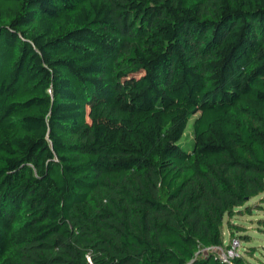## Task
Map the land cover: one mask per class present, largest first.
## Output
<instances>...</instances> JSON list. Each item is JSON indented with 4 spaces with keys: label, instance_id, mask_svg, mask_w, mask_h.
Listing matches in <instances>:
<instances>
[{
    "label": "trees",
    "instance_id": "16d2710c",
    "mask_svg": "<svg viewBox=\"0 0 264 264\" xmlns=\"http://www.w3.org/2000/svg\"><path fill=\"white\" fill-rule=\"evenodd\" d=\"M261 192L264 0H0V264H229Z\"/></svg>",
    "mask_w": 264,
    "mask_h": 264
},
{
    "label": "rangeland",
    "instance_id": "374dc122",
    "mask_svg": "<svg viewBox=\"0 0 264 264\" xmlns=\"http://www.w3.org/2000/svg\"><path fill=\"white\" fill-rule=\"evenodd\" d=\"M194 115L183 136L184 141L192 139ZM230 223L234 224V234L242 240L244 256L253 264H264V192L249 199L233 215L225 216V240L233 236Z\"/></svg>",
    "mask_w": 264,
    "mask_h": 264
},
{
    "label": "built area",
    "instance_id": "2783aa9c",
    "mask_svg": "<svg viewBox=\"0 0 264 264\" xmlns=\"http://www.w3.org/2000/svg\"><path fill=\"white\" fill-rule=\"evenodd\" d=\"M243 249L242 240L235 235L229 241L225 240L223 244H214L203 248L202 252L203 254L213 253L223 262L238 264L236 258L244 256Z\"/></svg>",
    "mask_w": 264,
    "mask_h": 264
}]
</instances>
